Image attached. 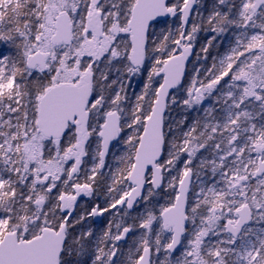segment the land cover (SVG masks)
<instances>
[{
	"label": "snow or ice",
	"instance_id": "obj_1",
	"mask_svg": "<svg viewBox=\"0 0 264 264\" xmlns=\"http://www.w3.org/2000/svg\"><path fill=\"white\" fill-rule=\"evenodd\" d=\"M0 264H264V0H0Z\"/></svg>",
	"mask_w": 264,
	"mask_h": 264
}]
</instances>
